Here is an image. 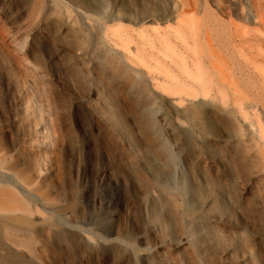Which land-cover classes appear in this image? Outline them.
Here are the masks:
<instances>
[{"label":"rangeland","instance_id":"obj_1","mask_svg":"<svg viewBox=\"0 0 264 264\" xmlns=\"http://www.w3.org/2000/svg\"><path fill=\"white\" fill-rule=\"evenodd\" d=\"M24 13L25 0H0L7 43L1 56L20 67L0 65V160L37 179L35 191L26 192L1 169L0 186L27 207L26 214H15L17 224L25 221L34 231L30 249L22 244L4 255L0 244V264H264V157L256 132L264 128V99L258 73L243 80L254 92V131L210 128L183 110L188 129L168 127L159 114L168 118L165 106L152 105L139 76L100 51L92 36L77 41L45 33L30 26ZM76 46L93 63L74 61ZM257 66L264 74V62ZM10 77L33 87L36 116L17 103L16 91L7 87ZM244 130L251 150L238 138ZM45 133L49 144L42 142ZM181 167L196 179L184 195ZM203 177L210 193L201 188ZM39 193L46 204L36 198ZM221 215L242 229L231 233L215 218ZM182 237L187 244L175 248Z\"/></svg>","mask_w":264,"mask_h":264},{"label":"bare ground","instance_id":"obj_2","mask_svg":"<svg viewBox=\"0 0 264 264\" xmlns=\"http://www.w3.org/2000/svg\"><path fill=\"white\" fill-rule=\"evenodd\" d=\"M129 2L25 0L24 15L30 26L45 33L77 41L86 35L92 36L100 51L110 54L130 74L139 76L152 98V105L159 102L165 106L168 118L164 112L159 114L168 127L188 129L179 113L183 110L192 114L193 121L210 128L229 125L233 130L243 126L247 131H254V108L257 109L254 92L249 91V82L243 80L251 79L255 70L260 76L258 87L264 99V74L258 72L257 66L259 60L264 62V0H133L130 6ZM4 41L1 31L0 56L6 49ZM11 41L13 39L8 42ZM85 55L78 46L71 51L74 61L83 65L86 60L88 66L94 60L86 59ZM0 65L14 66L16 70L19 67L17 60L6 61L3 56ZM17 79H7V87L16 91L14 96L20 107L36 116L40 112L38 96L30 84ZM92 98L99 101L96 89L92 90ZM247 110L253 112L252 118L245 113ZM256 132L263 144L259 154L264 157V128ZM41 135L42 142L49 144L46 133ZM198 136L196 132L195 138ZM238 138L244 148L251 150L246 130L240 131ZM32 157L37 158L36 168L40 174L39 152H33ZM1 169L26 192L35 191V176L11 171L0 160ZM186 169L179 170L183 176V195L196 180ZM200 183L204 193L212 191L206 177ZM219 195L222 196L220 192ZM37 196L40 203L46 204L42 194ZM26 208L0 186V244L5 248L4 255L22 244L27 249L32 247L33 226L25 221L18 225L15 220V214H26ZM215 218L225 223L233 234L242 229L230 217ZM187 238H180L175 248L187 244ZM246 256L254 257L250 252Z\"/></svg>","mask_w":264,"mask_h":264}]
</instances>
